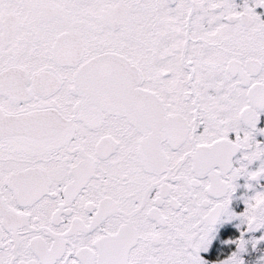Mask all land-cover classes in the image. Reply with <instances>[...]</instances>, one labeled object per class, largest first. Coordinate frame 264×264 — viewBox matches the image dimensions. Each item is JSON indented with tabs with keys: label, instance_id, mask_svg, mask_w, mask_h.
Instances as JSON below:
<instances>
[{
	"label": "snow or ice",
	"instance_id": "6c2138e0",
	"mask_svg": "<svg viewBox=\"0 0 264 264\" xmlns=\"http://www.w3.org/2000/svg\"><path fill=\"white\" fill-rule=\"evenodd\" d=\"M258 9L0 0V264H264Z\"/></svg>",
	"mask_w": 264,
	"mask_h": 264
},
{
	"label": "flooded vegetation",
	"instance_id": "af4514ba",
	"mask_svg": "<svg viewBox=\"0 0 264 264\" xmlns=\"http://www.w3.org/2000/svg\"><path fill=\"white\" fill-rule=\"evenodd\" d=\"M237 3L242 4L243 0H237ZM259 12L264 13V9H258ZM259 127L264 128V115L261 116L260 124ZM258 139L264 140V135L258 136ZM243 183V181H241ZM243 191V190H242ZM239 203V202H236ZM237 211H243L244 210V205L242 203L239 204V207L236 209ZM238 221H234L231 224V229L234 234L233 238L239 237L240 232L236 228V224H238ZM235 249V245L232 246L230 249L227 244H220L219 245V251L217 252V258L221 259L222 257L226 256L228 252L232 251Z\"/></svg>",
	"mask_w": 264,
	"mask_h": 264
},
{
	"label": "rangeland",
	"instance_id": "374dc122",
	"mask_svg": "<svg viewBox=\"0 0 264 264\" xmlns=\"http://www.w3.org/2000/svg\"><path fill=\"white\" fill-rule=\"evenodd\" d=\"M229 253H230V252H228V253H227V255H228ZM227 255H226V256H224V257H222L221 259H224V258H226V257H227Z\"/></svg>",
	"mask_w": 264,
	"mask_h": 264
}]
</instances>
